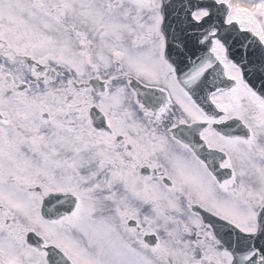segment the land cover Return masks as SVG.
I'll return each instance as SVG.
<instances>
[{
  "label": "snow or ice",
  "instance_id": "1",
  "mask_svg": "<svg viewBox=\"0 0 264 264\" xmlns=\"http://www.w3.org/2000/svg\"><path fill=\"white\" fill-rule=\"evenodd\" d=\"M0 264H264V0H0Z\"/></svg>",
  "mask_w": 264,
  "mask_h": 264
}]
</instances>
